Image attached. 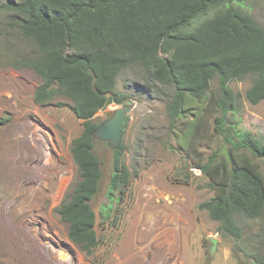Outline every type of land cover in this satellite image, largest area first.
Listing matches in <instances>:
<instances>
[{
  "label": "trees",
  "instance_id": "1",
  "mask_svg": "<svg viewBox=\"0 0 264 264\" xmlns=\"http://www.w3.org/2000/svg\"><path fill=\"white\" fill-rule=\"evenodd\" d=\"M235 3L236 0H0V19L15 27L31 47L29 54L9 64L27 68L39 78L33 102L39 107L49 106L55 96L63 95L81 120L82 129L70 149L79 180L64 196L57 213L66 224L67 239L84 255L91 257L103 243L95 231L96 216L89 204L102 178L91 134L104 121L94 123L93 119L109 104H125L124 95L115 87L118 75L128 67H138L146 83H156L168 91V118L172 124L182 120L183 127L177 135L179 148L208 179L213 192L198 209L218 222L221 234L235 241L242 238L238 217H264V178L256 163L237 153L246 150L252 157L264 158V141L240 129L232 134L224 130L226 114L235 103L230 81L257 75L245 96L252 105L264 100V28ZM210 9L214 12L209 18L190 27L193 19ZM215 76L219 95L208 103L213 102L221 113L214 123L230 146L231 164L216 153L202 159L195 148L206 110L203 103ZM150 88L143 90L149 93ZM55 106L62 104L56 102ZM187 116L192 117L186 120ZM126 120L112 151L108 204L100 209V222L108 223L111 218L113 225L119 218V213L110 217L113 206L123 201L130 180L121 141ZM249 254L251 264H264L260 248Z\"/></svg>",
  "mask_w": 264,
  "mask_h": 264
},
{
  "label": "rangeland",
  "instance_id": "2",
  "mask_svg": "<svg viewBox=\"0 0 264 264\" xmlns=\"http://www.w3.org/2000/svg\"><path fill=\"white\" fill-rule=\"evenodd\" d=\"M235 4L264 28V0H236ZM213 12L199 14L190 27ZM30 48L15 27L0 19V264H251L249 253L256 248L264 252V217H238L242 238L235 241L221 234L218 222L198 209L213 192L208 179L179 148L182 120L172 124L168 118V91L146 83L138 67H128L118 75L115 87L125 104H109L93 121H105L107 113L118 107H131L121 137L129 186L111 212L110 217L119 213L117 224L111 218L100 222V209L108 204L112 151L106 142L94 140L102 178L89 204L103 243L91 257L84 255L67 239L66 224L57 213L79 180L70 149L82 129L81 120L63 95L55 96L49 106L33 102L39 78L27 68L9 64L29 54ZM256 76L229 82L235 103L226 114L224 130L232 134L240 129L264 141V100L252 105L245 96ZM146 86L151 87L149 93L143 90ZM218 95L215 76L203 103L204 121L195 143L202 159L212 153L222 157L218 152L224 144L230 155V146L215 128L214 119L221 113L213 102L208 103ZM56 102L62 106H55ZM237 153L256 163L264 178V158L252 157L246 150ZM209 238L216 240L212 255Z\"/></svg>",
  "mask_w": 264,
  "mask_h": 264
},
{
  "label": "water",
  "instance_id": "3",
  "mask_svg": "<svg viewBox=\"0 0 264 264\" xmlns=\"http://www.w3.org/2000/svg\"><path fill=\"white\" fill-rule=\"evenodd\" d=\"M131 111V107H118L107 113L105 121L97 127L91 134L93 140L106 142L111 151L116 148L121 136L122 125L125 122L127 115ZM218 155L224 157L226 161L231 164L230 155L225 150V144L218 152ZM210 243L209 255H212L216 248V240L209 238Z\"/></svg>",
  "mask_w": 264,
  "mask_h": 264
}]
</instances>
